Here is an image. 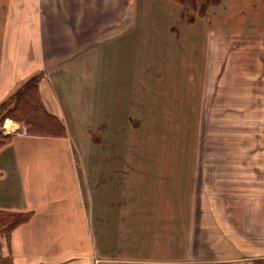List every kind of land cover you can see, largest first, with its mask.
<instances>
[{
	"label": "crops",
	"instance_id": "0c3cea01",
	"mask_svg": "<svg viewBox=\"0 0 264 264\" xmlns=\"http://www.w3.org/2000/svg\"><path fill=\"white\" fill-rule=\"evenodd\" d=\"M251 1L222 0L221 4L210 8L208 18L191 17L184 8L182 11L181 6L175 5L179 3L166 2L169 15L175 12L183 15V26L175 25L179 20L176 17L165 18L167 25L172 18L174 22L171 29L164 24L167 47L163 62L166 64L158 66L163 72L175 68L177 71L202 70V43H198L195 34L190 37L184 30L190 23L201 30L202 25H206L211 34H229L228 40L234 46L231 53L239 54L241 38L235 36L250 32L247 18L259 8L253 2L252 13H248ZM160 3L164 2L0 0V104L39 74L40 101L65 127V134L60 136L28 134L25 126L13 118L4 120L7 140L0 146V211L31 212V217L7 235L0 234V264H262L258 260L264 259V255L248 252L235 243L211 245V248H225L224 252L213 251L209 256L202 254V258L190 256V249L196 245L197 226L207 229L208 224L215 225L220 230L222 224L223 230L233 232L240 223L248 225L249 209L233 214L232 200L238 203L237 194L231 191L221 194L212 180L216 185L230 188L234 180L237 186L240 167L249 168L253 163L249 159L241 162L238 158L219 162L199 159L189 165V202L184 208H178L175 196L168 194L166 185L163 187L174 172L159 162H118V151L114 154L104 151L101 162L97 163V168H102V192L92 191L89 181L84 182L80 177L84 163L75 137L85 133L80 127H86L89 115L95 112V102L89 98L91 92L87 87L97 80L95 77L100 82L102 79L104 83L111 82L109 71L114 72V87H121V82L126 81L125 51L118 37L135 21L142 20L138 16L139 7L146 4L158 7ZM129 9L132 15L128 20ZM260 11L264 14L262 6ZM155 15L147 17L150 26L157 21L153 18ZM153 31L158 34V27L150 34ZM111 40L117 48L110 47ZM188 41L191 44L187 49L184 46ZM211 41L212 35L210 45ZM224 53L220 52L217 57ZM102 58L112 63L106 70L107 65L100 67ZM138 62L143 63V60L139 57ZM230 65L228 60L223 64L224 76ZM156 67L155 60L149 58L146 69L151 77ZM98 68L101 75L97 76ZM214 69L205 65V72L209 73V77L206 75L208 87H217L216 82L220 81L218 70L215 73ZM134 81L141 83L137 78ZM130 104L133 105L131 101ZM101 107L107 117L122 114L119 100H104ZM223 113L230 117L236 115L233 109ZM77 120L81 121L80 125ZM91 125L88 133L92 135ZM231 126L226 129L230 137L234 136L230 145L232 156L239 146L238 135ZM108 129L109 125L103 123V133ZM88 157L91 158V153ZM93 162L90 159L87 166L92 172L96 170L91 166ZM219 177L223 179L221 183ZM223 198H228L231 204L224 205ZM220 211L223 220H218ZM208 215L214 219H207ZM229 224L231 227H227ZM176 248H187L188 254L176 256Z\"/></svg>",
	"mask_w": 264,
	"mask_h": 264
},
{
	"label": "rangeland",
	"instance_id": "374dc122",
	"mask_svg": "<svg viewBox=\"0 0 264 264\" xmlns=\"http://www.w3.org/2000/svg\"><path fill=\"white\" fill-rule=\"evenodd\" d=\"M157 1L164 3H160L158 7H152L151 4L139 7L138 16L142 20H134L136 23H133L131 28L128 27V30L118 37L121 38L120 45L125 51L123 63L126 81L121 82V87H114L112 81L114 72L109 71L111 82L104 83L102 78L100 82L99 78L95 77L97 80L87 87L91 92L89 98L95 102V112L89 115L86 127L79 126L85 133L75 137L78 139L80 150H83H81L80 159L84 166L83 170L81 168L80 177L84 179V182L89 181L92 191L102 192V168L100 165V168H97V163L101 162L104 151L109 154L118 151L120 155L119 160L116 159L118 162L124 160L159 162V164L169 166V170L174 172V176L171 175V178L169 177L164 182L163 187L165 188L166 185L168 194L175 196L178 208H184L189 202L187 201L189 165L196 164L199 159L218 162L232 158L235 160L238 158L240 162L242 159H249L253 163L249 168L240 167L237 186L234 180L233 188L216 185V181L212 180L216 190L221 194L230 191L233 195L237 194L238 203L232 200L233 214L244 213L243 210L249 209L248 225L243 226L240 223L237 225L238 230L233 232L223 230L222 224L219 225L220 230L215 225L208 224L211 230L197 226L199 230L196 229L194 232L196 245L190 249V256L202 258V254L209 256L214 254L213 251H226L225 248H211V245L217 243H235L248 252L264 255V14L260 11L261 6L264 10V0H252V4L248 7V13H252L253 2H256L259 8L256 9V14L250 15L253 21L247 18V26H251L250 32L243 34L242 37L235 36L241 38L238 40L239 54L231 53L234 46L228 40L231 37L229 34L216 32L211 34L206 25H202L201 30L190 23L184 30L190 33V37L195 34L198 43H202V70L197 68L198 70L177 71L175 68L167 72H163L158 66L166 64L163 62L166 55L165 47H167L165 43L167 33L164 31V24L169 25L171 29L176 17L179 20L175 25L182 28L183 15L181 17L178 12L169 15L165 4L169 0ZM175 5L181 6L183 11L182 5ZM131 13L132 9H129L128 20L131 18ZM153 14H156L153 18H157L159 22L155 21L150 26L147 17L150 18ZM170 16L174 18L168 21L167 25L165 18L168 19ZM208 16L203 17L208 18ZM155 27H158V34L156 31L150 34ZM210 35H212V45L209 44ZM231 41L234 42L235 39ZM190 44L188 41L184 48H190ZM110 47L117 48L114 40L110 41ZM220 52H225V55L217 57ZM210 53L212 55H209ZM213 53H215L214 56ZM172 54L175 55L174 51ZM139 57L143 63L138 62ZM151 57L157 65L156 70L152 72V77L146 69ZM227 60L231 65L230 70L224 76L221 70ZM215 62H217L216 67ZM102 65H107L106 70L112 63L102 58L100 67ZM205 65L207 68L214 66V71L218 70V73L215 71L217 77H220V81L216 82L217 87L206 85L209 73L207 75L205 72ZM98 74L101 75V68L97 69V76ZM221 75L224 76L223 83ZM135 78L141 83L136 84ZM150 79H152L151 82ZM73 86L81 88L78 84H73ZM228 99L233 102L236 100V102L231 104V101H226ZM104 100H111V102L119 100L122 114L119 117L103 115L101 106ZM1 109L0 107V141L6 136L7 129L4 126L5 121L1 116ZM230 109L236 112L234 117L224 115L223 111ZM76 122L80 125L81 121ZM103 123L109 125V129L104 133ZM89 124H92V135L88 133ZM230 124L231 128H235V135H238L236 143L239 147L238 151L233 152L234 157L230 155V145L233 144L234 136L231 138L229 130L226 129ZM246 147L249 151H246ZM88 153H91V158L88 157ZM90 159L94 160L91 165L96 168L94 172L87 167L90 166ZM212 167L214 170V166ZM220 178H218L219 183L223 180ZM177 196H180V200ZM222 202L224 205L231 204L228 198H223ZM219 214L218 220H221V211ZM242 216L245 217V215ZM0 218V234L7 235L9 232L3 229L13 217L1 215ZM196 219L199 220V215ZM207 219H214V217L208 215ZM230 219L235 221V217L231 216ZM186 254H188L187 248L175 249L176 256ZM258 261L264 264V259Z\"/></svg>",
	"mask_w": 264,
	"mask_h": 264
},
{
	"label": "trees",
	"instance_id": "16d2710c",
	"mask_svg": "<svg viewBox=\"0 0 264 264\" xmlns=\"http://www.w3.org/2000/svg\"><path fill=\"white\" fill-rule=\"evenodd\" d=\"M183 6L191 17L207 16L210 8L221 4L222 0H171ZM41 75H35L26 81L15 93L0 104L3 120L11 117L23 124L28 134L55 135L65 134L63 122L48 113L40 101L39 81ZM5 136L0 146L6 143ZM1 215L12 216L3 231L10 232L15 226L27 222L31 212H5ZM1 219V218H0Z\"/></svg>",
	"mask_w": 264,
	"mask_h": 264
}]
</instances>
